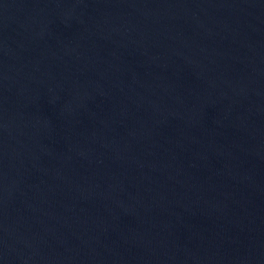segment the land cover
Wrapping results in <instances>:
<instances>
[{
	"label": "water",
	"instance_id": "95a60500",
	"mask_svg": "<svg viewBox=\"0 0 264 264\" xmlns=\"http://www.w3.org/2000/svg\"><path fill=\"white\" fill-rule=\"evenodd\" d=\"M0 264H264V0H0Z\"/></svg>",
	"mask_w": 264,
	"mask_h": 264
}]
</instances>
